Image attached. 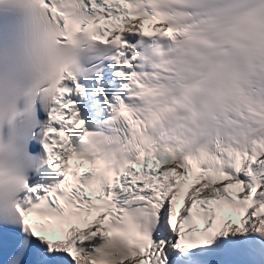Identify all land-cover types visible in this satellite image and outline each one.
Masks as SVG:
<instances>
[{
	"label": "snow or ice",
	"instance_id": "obj_1",
	"mask_svg": "<svg viewBox=\"0 0 264 264\" xmlns=\"http://www.w3.org/2000/svg\"><path fill=\"white\" fill-rule=\"evenodd\" d=\"M17 10L30 82L0 59V264H264V0H0ZM165 40L178 55L155 63ZM85 77L101 130L73 99ZM197 93L235 113L223 130L196 123ZM44 166L58 179L30 184Z\"/></svg>",
	"mask_w": 264,
	"mask_h": 264
}]
</instances>
